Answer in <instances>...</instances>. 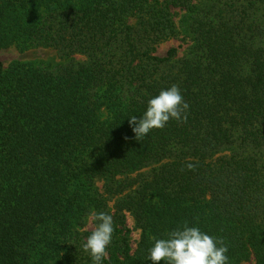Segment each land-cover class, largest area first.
<instances>
[{"label":"trees","instance_id":"trees-1","mask_svg":"<svg viewBox=\"0 0 264 264\" xmlns=\"http://www.w3.org/2000/svg\"><path fill=\"white\" fill-rule=\"evenodd\" d=\"M180 34L188 54H157ZM10 46L60 62H0V264H93L100 212L101 264H152L153 238L185 221L224 241L227 264H264V0H0ZM172 85L187 121L136 140L130 117Z\"/></svg>","mask_w":264,"mask_h":264},{"label":"clouds","instance_id":"clouds-1","mask_svg":"<svg viewBox=\"0 0 264 264\" xmlns=\"http://www.w3.org/2000/svg\"><path fill=\"white\" fill-rule=\"evenodd\" d=\"M188 108L189 104L177 85L161 90L148 101L142 117H130L128 122L135 134L134 138L142 141L151 130L164 128L170 119L186 122ZM186 167L194 170L196 165L188 163ZM91 215L99 223L82 247L90 255L93 264H101L112 241L113 218L104 212ZM153 239L154 246L150 249L149 256L152 264H227L228 261V247L222 239L210 236L199 227H189L187 221L182 228L168 232L166 238Z\"/></svg>","mask_w":264,"mask_h":264},{"label":"rangeland","instance_id":"rangeland-1","mask_svg":"<svg viewBox=\"0 0 264 264\" xmlns=\"http://www.w3.org/2000/svg\"><path fill=\"white\" fill-rule=\"evenodd\" d=\"M197 3L201 9L207 7L208 5L213 3V0H197ZM178 21L183 19V13H179L176 17ZM184 22V21H183ZM185 23V22H184ZM182 29V27H181ZM193 36V35H192ZM191 34L188 36H184L183 34L179 35V38L172 39L161 44L158 48L157 54L165 55L170 47H178L179 55H186L190 51V46L193 43ZM76 58L78 60H84L85 57L81 55H77ZM23 61V62H33L35 64H39L42 66L53 67L60 62V58L58 57L57 51L51 47H36L30 48L25 51H20L16 46H10L0 51V62H2L5 66L9 65L14 61ZM224 152V151H222ZM226 152V151H225ZM224 152V153H225ZM221 153V152H220ZM157 164L152 165L151 167L156 166ZM151 167H145L143 169L134 170L130 172V176H137L140 172L150 170ZM123 177V176H121ZM103 179H98L97 184L104 191V183ZM131 189H128L125 193L130 192ZM121 197L120 194H116L113 197H110L109 203L114 205L116 201ZM128 224L133 229L132 232V246L135 249L140 238V231L135 227V223L133 217L131 215L128 216ZM89 228H93V224L90 220L88 225ZM245 264H255L253 260L246 262Z\"/></svg>","mask_w":264,"mask_h":264}]
</instances>
